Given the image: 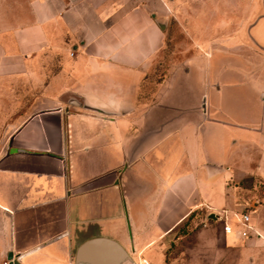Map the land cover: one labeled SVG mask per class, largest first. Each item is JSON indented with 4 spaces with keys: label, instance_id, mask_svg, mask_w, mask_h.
<instances>
[{
    "label": "crops",
    "instance_id": "obj_1",
    "mask_svg": "<svg viewBox=\"0 0 264 264\" xmlns=\"http://www.w3.org/2000/svg\"><path fill=\"white\" fill-rule=\"evenodd\" d=\"M173 20L195 51L163 66ZM4 105L0 264H74L94 237L165 264L194 209L190 264H264V202L247 236L216 213L264 179V0H0Z\"/></svg>",
    "mask_w": 264,
    "mask_h": 264
},
{
    "label": "rangeland",
    "instance_id": "obj_2",
    "mask_svg": "<svg viewBox=\"0 0 264 264\" xmlns=\"http://www.w3.org/2000/svg\"><path fill=\"white\" fill-rule=\"evenodd\" d=\"M171 31H172V39L168 40V45L161 52L162 57H167L168 61L163 66H170L177 58L183 57L185 55L193 53L194 48L185 45L189 42L188 36L183 33L180 28L177 26L176 21L173 20L171 23ZM223 64H219L218 62L214 65L216 72L221 69ZM10 103H14V97H6L4 98V103L7 101ZM13 100V101H11ZM0 118L1 119H10L15 114V112L7 110L8 106L0 107ZM6 109V110H5ZM253 180V181H252ZM252 183V185H251ZM233 200L236 202L234 210L231 211L228 208L219 209L216 211L219 215H221L220 226H223L224 222L228 219V215L232 214L236 219L240 216V212L249 210L251 214L254 213V209L256 205H260L264 202V179H252L248 176H243L241 180L235 183L233 186L232 192ZM205 210L196 211L193 213L189 224L184 227L185 231H188V234L185 235V238H181L177 241H172L171 245L168 248V251L165 255V264H190V260L193 258L189 252L190 250H186V248L191 243V234L195 231L205 219ZM252 216V215H251ZM203 218V220H202ZM253 221L252 217L250 222ZM182 233V231H179ZM225 259L229 260L228 264H238V257L233 252L226 256ZM243 264H250V259L246 258Z\"/></svg>",
    "mask_w": 264,
    "mask_h": 264
},
{
    "label": "water",
    "instance_id": "obj_3",
    "mask_svg": "<svg viewBox=\"0 0 264 264\" xmlns=\"http://www.w3.org/2000/svg\"><path fill=\"white\" fill-rule=\"evenodd\" d=\"M72 103L84 104L86 107L102 111L104 113L113 112L104 105L91 103L82 100L77 95L69 97ZM209 217H216L214 212L208 214ZM11 264H19L16 259L10 260ZM132 257L128 251L116 240L108 237L89 238L77 247L74 255V264H130Z\"/></svg>",
    "mask_w": 264,
    "mask_h": 264
},
{
    "label": "built area",
    "instance_id": "obj_4",
    "mask_svg": "<svg viewBox=\"0 0 264 264\" xmlns=\"http://www.w3.org/2000/svg\"><path fill=\"white\" fill-rule=\"evenodd\" d=\"M238 221L243 226V229L241 230V234L243 236L250 235V230L253 229L252 225L250 224V211L247 210V211L240 212V216L238 218ZM223 227H224L225 231H230L232 229L231 225L227 222L224 223ZM254 233L259 234L256 230H254ZM10 260L11 259H5L3 261V264H11ZM143 262L147 263L148 261H147V259L143 258Z\"/></svg>",
    "mask_w": 264,
    "mask_h": 264
},
{
    "label": "trees",
    "instance_id": "obj_5",
    "mask_svg": "<svg viewBox=\"0 0 264 264\" xmlns=\"http://www.w3.org/2000/svg\"><path fill=\"white\" fill-rule=\"evenodd\" d=\"M198 210H201V209H198ZM195 211H197V209H194V210H192V211L190 212L188 218H187V219H186V220H185V221H184V222L178 227L176 234H177V233H180L179 231H182V233L187 232V231H185L184 227L187 226V225L189 224V221H190V219H191V216L193 215V213H194Z\"/></svg>",
    "mask_w": 264,
    "mask_h": 264
}]
</instances>
